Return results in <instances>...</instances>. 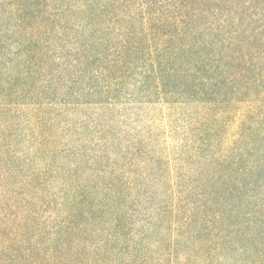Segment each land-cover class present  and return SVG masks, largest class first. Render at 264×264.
Masks as SVG:
<instances>
[{
    "label": "trees",
    "instance_id": "16d2710c",
    "mask_svg": "<svg viewBox=\"0 0 264 264\" xmlns=\"http://www.w3.org/2000/svg\"><path fill=\"white\" fill-rule=\"evenodd\" d=\"M0 264H264V0H0Z\"/></svg>",
    "mask_w": 264,
    "mask_h": 264
}]
</instances>
